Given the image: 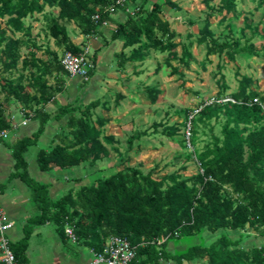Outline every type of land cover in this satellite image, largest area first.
Returning <instances> with one entry per match:
<instances>
[{
    "label": "trees",
    "instance_id": "obj_1",
    "mask_svg": "<svg viewBox=\"0 0 264 264\" xmlns=\"http://www.w3.org/2000/svg\"><path fill=\"white\" fill-rule=\"evenodd\" d=\"M117 1L0 0V131L11 128L13 119L8 107L13 102L22 104L27 119L32 113L39 121L34 135L22 138L13 147L15 167L17 171L22 169L19 175L31 189L38 210L36 222L54 223L61 237H68L66 227L72 228L76 240L68 239L88 247L92 253L103 252L114 237L125 239L136 247L128 264H264V242L251 247L243 244L248 227L264 235V95L253 87L255 80L251 76L243 75L237 89L230 93L220 76V88L212 100L201 101L197 108L187 110L185 120L162 130L173 136L183 127L180 142L188 149L186 157L194 158L198 164L195 173L173 172L155 178L151 171L129 165V156L121 153L122 168L97 177L90 184L80 183L83 178L77 176L74 168L94 165L108 157L107 144L116 140L104 130L110 118L93 120L94 109L107 104L101 99L90 101L83 108L82 98L76 96L59 105L55 112L47 108L65 89L69 73L62 66L61 57L66 51L79 54L88 49V57L94 63L90 78L96 69L99 50L90 53L87 46L75 43L66 23H76L87 39H105V32H109L102 45L122 41V50L116 54L120 68L127 61H144L153 48L168 52L166 65L172 68V74L183 76V67H189L194 58L193 41L176 42L178 32L163 16L164 6L179 9L174 0ZM204 1L212 10L209 15L222 13L219 23H226L223 31L216 33L209 16L199 28L196 41L204 44L208 55H225L228 60H235L241 53H261L263 48L256 49L249 41L255 34L264 39V17L257 24L245 19V26L252 28L253 34L243 44L241 35L245 27L240 28L238 35L233 22L242 14L237 8L238 0H221L217 6L211 5V0ZM257 2L258 8L264 7V0ZM47 7L58 8V14L47 12ZM118 10L123 11L124 18L113 16ZM36 13L43 15L47 35L62 53L46 46L48 58L38 56L44 46L33 38L32 23L26 22ZM179 44L180 53L176 49ZM126 48H132L130 54L125 52ZM171 59L178 60V64L173 65ZM82 81L83 86L88 82ZM146 89L150 102L156 103L161 89ZM255 98L259 101L254 102ZM52 119H64L66 123L61 125L50 147L38 151V166L61 180L68 177L67 181L75 182L57 197L51 196L48 183L30 177L25 158L28 147L38 140ZM214 120L220 125L219 134L214 131ZM201 127H209L210 139L199 147V133H204ZM143 133L131 134L128 151ZM116 151L120 153L118 148ZM206 232L215 234L211 241H207ZM231 232L239 237L234 238ZM29 236L26 232L17 243L11 241L18 264H28ZM188 238L197 242L177 244Z\"/></svg>",
    "mask_w": 264,
    "mask_h": 264
},
{
    "label": "rangeland",
    "instance_id": "obj_2",
    "mask_svg": "<svg viewBox=\"0 0 264 264\" xmlns=\"http://www.w3.org/2000/svg\"><path fill=\"white\" fill-rule=\"evenodd\" d=\"M174 1L178 4L179 9L164 6L163 16L171 22V27L178 32V36L175 38L176 42L188 43L190 40L193 41L191 49L194 58L189 67H183V76L171 73L172 68L165 62L169 57L168 52H160L151 48L144 61H127L123 68L119 67L117 55L110 57L106 52L105 57L104 55L98 56L104 63L98 61V80L94 79L86 86V93L78 92L77 95H64L66 102L67 100L73 101L76 96H80L83 100V108L86 103L97 99H101V102H107L106 106L99 105L94 109L93 120L96 122L100 118H110V121L104 125V130L105 133L114 135L116 140L114 143L107 144L110 150L108 157L99 159L94 165H80L74 168L77 176L83 178L81 184H90L97 177L108 176L116 169L122 168L121 153L129 156V165L139 166L145 172L151 171L155 178H161L173 172L185 175L193 174L197 171L198 164L194 158H187L185 155L188 149L183 147L180 142L183 127L180 128V132L173 136H168L162 132L164 127L177 125L185 120L187 110L197 108L203 100H212L220 88L218 83L220 76H223V82L228 86L227 93L236 90L242 76L247 75L255 80L253 87L264 95V39L255 34L249 41L254 43L256 49L263 48L258 56L241 53L236 56L235 60H228L225 55H208L204 44H199L196 41V35H198L199 28L204 25L205 18L209 16L213 29L220 34L226 26V23H219L223 14L214 12L209 15L212 10L204 0ZM220 1L211 0L210 4L217 6ZM257 6V0H238L237 8L242 11V14L233 22L238 35H240V28L245 27L244 34L241 35L243 44L245 39L253 34L252 28L245 26V19L249 23L257 24L264 17V7L258 8ZM46 11L55 15L58 14V8L47 7ZM113 16L120 19L124 18L122 10H118ZM35 17L27 18L26 22L32 23L34 27L32 30L33 38L44 46V43H48L51 37L47 35L45 30L43 15L36 13ZM66 25L75 42L81 40L83 44L85 43L84 46L89 48L90 53H94L93 42L96 41L97 45H100L110 36L107 32L105 39L104 37L99 38V41L87 39L80 33L76 23L67 22ZM189 34L192 36L188 37ZM49 42L52 49L62 53V50L54 44L53 39ZM114 43L116 53H119L122 50V41H115ZM131 49L126 48L125 52L130 54ZM176 49L180 53L181 45L179 44ZM23 50L26 51L27 49L25 50L24 47ZM38 56L47 58L48 55L42 48L38 51ZM171 63L176 65L178 60L171 59ZM148 86H157L161 89L158 100L154 104L150 102L148 97L146 89ZM120 94L122 96L119 98ZM60 122L64 125L66 123L64 119ZM212 122L215 124V133L219 134V123H215V120ZM54 130L56 129L54 128ZM57 131H61V128H58ZM138 131L144 133L134 141L132 149L128 151V138L133 132ZM201 131L199 133L201 136L199 147H202L205 141L210 139L209 127L205 129L201 127ZM116 148L119 149L120 153L116 151ZM34 152L35 150H32L28 155L30 156ZM72 184L75 182H70V185ZM67 188L61 189L58 194L62 195ZM230 234L234 238L239 237L238 233L231 232ZM214 235L209 232L205 233L207 241H211ZM195 242H197L196 239L188 238L177 244L185 246ZM263 242L264 235L249 227L245 230L243 244L247 247L253 246L254 243L261 244ZM172 247L173 245L170 246V248ZM82 248L88 252V247ZM169 263H172V260Z\"/></svg>",
    "mask_w": 264,
    "mask_h": 264
},
{
    "label": "crops",
    "instance_id": "obj_3",
    "mask_svg": "<svg viewBox=\"0 0 264 264\" xmlns=\"http://www.w3.org/2000/svg\"><path fill=\"white\" fill-rule=\"evenodd\" d=\"M105 34H107V32H105ZM99 38H102V36H91V39L97 41H99ZM51 39L48 40L51 41ZM72 40L75 42L74 38H72ZM49 41L48 43L43 42L45 44L43 48L44 51L46 46H50ZM115 41L108 44L106 43V45H102L103 42H101L100 45H97L96 41L93 42L94 48L99 50H93V52H97V63L94 74L91 76L90 80L86 82L85 86L82 85V78L71 75L66 76L65 89L56 96L55 101L47 105L49 110L55 112L59 105L69 103L70 101L68 100L66 102L64 95H77L78 92L81 93L83 90L86 91V86L94 79H97L98 61H100L99 63L103 62L98 56L102 57L104 55L105 57L106 52L110 57L116 56ZM37 43L40 44L39 42ZM75 43L83 44L81 40H77ZM26 49L28 50L27 47H25V50ZM27 50L23 51L27 52ZM17 74L18 73L15 75ZM50 81L51 83L54 82L53 79ZM8 113L13 120L11 128L8 129V137L0 141V206L4 209L8 220L14 222L13 228L9 231L11 241L17 243L26 232L30 233L26 249L28 264H91L93 253L89 248H87V252L82 248L85 246L81 243L73 242L66 236L61 237L54 223L36 222L34 216L38 213V210L34 203L31 189L19 175L22 169L17 171L15 167L13 147L15 143L22 138L34 135L39 127V121L32 117V113H30V115H32L30 119H27V115L20 102L11 103L8 107ZM25 119L27 121L26 124L23 123ZM61 125L63 124H61L60 120H50L45 131L40 135L38 140H35L25 152L30 177L35 181L48 183L50 185L49 188L52 197H57L61 189L70 185V181H67L68 177L61 180L56 174L41 171L37 162V153L42 148L50 147ZM54 128L56 130H54ZM32 150H35V152L29 156L28 154L31 153ZM55 171L65 174L63 170Z\"/></svg>",
    "mask_w": 264,
    "mask_h": 264
},
{
    "label": "built area",
    "instance_id": "obj_4",
    "mask_svg": "<svg viewBox=\"0 0 264 264\" xmlns=\"http://www.w3.org/2000/svg\"><path fill=\"white\" fill-rule=\"evenodd\" d=\"M118 0L117 3H120ZM114 7L111 11L114 12ZM96 18L98 16H95ZM61 64L71 76H77L84 81L90 79L89 71L94 68V63L88 57V49L83 53L75 54L66 51L61 57ZM258 98L254 102H258ZM193 116V115H191ZM26 120L23 121L26 124ZM8 137V130L0 131V139ZM14 222L8 220L3 208L0 206V262L2 264H18L15 254L11 249V239L9 231L13 228ZM65 232L73 241L76 236L70 227H66ZM135 246H132L127 240L114 237L106 243L103 252H93V260L91 264H128L135 256Z\"/></svg>",
    "mask_w": 264,
    "mask_h": 264
}]
</instances>
